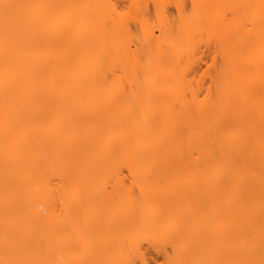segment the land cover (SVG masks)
<instances>
[{
	"label": "bare ground",
	"instance_id": "obj_1",
	"mask_svg": "<svg viewBox=\"0 0 264 264\" xmlns=\"http://www.w3.org/2000/svg\"><path fill=\"white\" fill-rule=\"evenodd\" d=\"M246 1V54L224 47L186 98L158 63L108 75L88 4L0 0L3 264H148L144 242L160 264H264V0Z\"/></svg>",
	"mask_w": 264,
	"mask_h": 264
},
{
	"label": "rangeland",
	"instance_id": "obj_2",
	"mask_svg": "<svg viewBox=\"0 0 264 264\" xmlns=\"http://www.w3.org/2000/svg\"><path fill=\"white\" fill-rule=\"evenodd\" d=\"M77 3L88 4L94 18L100 16L94 28L105 32L102 44L116 48L105 54L106 59L116 62L108 75L121 74L128 58L137 62L138 74L140 66L158 63L169 69L167 74L181 75L189 86L184 91L186 98H190V90L199 97L208 92L211 65L213 60L217 63L221 60L224 47L234 46L240 54H246L249 48L246 35L252 9L246 0H78ZM72 17L77 19L78 15ZM68 35L73 36L58 33V41L67 40ZM110 173L101 178L102 183H96L104 189L100 193L114 194L121 175ZM5 206L3 212L7 210ZM0 217L4 220L5 214ZM142 245L148 264L162 262V253L145 242Z\"/></svg>",
	"mask_w": 264,
	"mask_h": 264
}]
</instances>
